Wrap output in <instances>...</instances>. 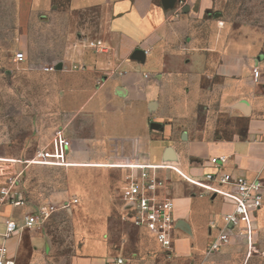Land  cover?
I'll list each match as a JSON object with an SVG mask.
<instances>
[{
	"label": "crops",
	"instance_id": "0c3cea01",
	"mask_svg": "<svg viewBox=\"0 0 264 264\" xmlns=\"http://www.w3.org/2000/svg\"><path fill=\"white\" fill-rule=\"evenodd\" d=\"M178 1L65 0L66 4L59 6L67 52L54 67L55 71L58 67L73 71L77 82L65 90L78 93V103L72 131L64 129L77 151L73 156L71 146L69 161L73 162L53 161L47 167L154 169L166 164L198 179L215 170L213 158L227 157L226 172L264 184V59L259 57L260 47L246 42L241 32L230 30L234 23L224 19L226 7L220 0H188L184 7ZM54 2L35 0L31 11H54L58 8ZM98 43L101 48L91 46ZM256 67L261 69L259 79L253 74ZM230 114L239 116L243 126L227 136L220 132L217 117ZM99 143L104 155L116 157L115 164L89 161L91 155L99 154ZM170 148L174 150L172 159L166 157ZM0 160L18 163L14 158ZM171 178L164 194L174 200L181 227L174 244L178 238L177 245L190 246L189 253L202 250L213 236L210 221L223 214L221 209L227 213L234 206L216 197L199 198L195 193L202 189L181 179L178 182L173 175ZM17 188L11 190L27 204H0L3 228L8 220L23 226L26 214L49 208L32 203L30 198L44 203L54 197L34 190L30 183ZM78 194L84 200L85 213L91 214L94 204L92 218L98 220L93 225L94 238L85 247L92 257L85 261L91 263L109 252L102 236L104 214L112 200L109 193L97 195L95 187L92 194L82 188ZM124 195L123 191L122 215ZM256 221V236L259 231L263 235L264 203ZM203 234L205 242L200 238ZM17 242L13 240L12 246Z\"/></svg>",
	"mask_w": 264,
	"mask_h": 264
},
{
	"label": "rangeland",
	"instance_id": "374dc122",
	"mask_svg": "<svg viewBox=\"0 0 264 264\" xmlns=\"http://www.w3.org/2000/svg\"><path fill=\"white\" fill-rule=\"evenodd\" d=\"M34 2L0 0V158L18 160V163L0 162V186L6 185L17 191V185L30 183L34 190L54 196L44 203L30 198L36 205L49 207L52 215L46 228L23 227L9 241L16 263L105 264L119 255L125 257L129 264H264V234L260 231L255 236L252 250L246 237L236 235L229 245L208 255L210 238L202 250L192 253H189L190 246L177 245L178 238L172 249L166 250L159 246L152 234L125 221L121 214L120 196L128 185L129 177L138 171L143 172L139 169L47 167L25 163L34 160L37 151L47 148L51 143H54L52 155L63 162H73L69 161L71 146L73 156L77 151L70 135L69 139L66 134L70 143L67 148L56 140L58 130L66 128L71 132L74 126L72 115L76 112L78 93L65 91L76 86L73 71L61 69L46 72L48 67L61 63L66 56L65 32L58 10L60 5L66 3L65 0H55L58 8L54 11L34 12L31 11ZM220 2L226 7L222 11L224 19L234 23L230 30L241 32L246 42L258 45L259 57L264 59V0ZM20 52L25 53L27 60L17 64L15 55ZM217 120L220 132L224 131L227 136L232 135L231 131H239L237 127L243 126V121L236 114L218 116ZM199 126L203 127L204 124ZM97 147L99 154L91 155L90 162L116 163V157L102 153V144H97ZM78 151L82 149L78 148ZM125 160L121 162H128ZM144 171L159 175L167 184L172 182V175L174 180L179 182L181 179L188 183L177 174H172L173 170ZM94 187L97 195L109 193L112 203L104 214L106 227L102 236L109 252L90 263L85 261L92 259L86 254L85 247L94 238L93 225L98 220L92 218L94 204L90 207L91 214L84 212V200L78 194V189L92 194ZM199 192L195 193L199 198L210 196L225 201L202 190ZM226 211L221 209L220 212L224 214ZM3 230L0 225V232ZM200 238L206 241L204 234ZM13 240H18L14 246Z\"/></svg>",
	"mask_w": 264,
	"mask_h": 264
},
{
	"label": "built area",
	"instance_id": "2783aa9c",
	"mask_svg": "<svg viewBox=\"0 0 264 264\" xmlns=\"http://www.w3.org/2000/svg\"><path fill=\"white\" fill-rule=\"evenodd\" d=\"M187 1L179 0L178 5L184 7ZM91 46L101 48L100 43ZM25 60V53L16 54V63L21 64ZM46 71H55V67H48ZM253 74L256 79H259L261 76L260 68H254ZM66 138L64 129L57 131L56 140L60 141L65 148L70 146ZM53 144L51 143L47 148L38 150L35 159L25 161V163L48 166L53 161L63 162L52 155ZM227 161V157L213 158L211 162L215 170L208 173L204 178L198 179L185 174L177 167L170 169L166 164L163 168H155L173 170L179 177L193 186L209 194L222 197L233 204L232 211L215 216L209 223V230L213 236L208 246V255L229 245L236 235L246 237L248 246L252 250L257 232L256 218L264 203V184L258 179H250L232 172H226L224 165ZM131 169H139L143 172L133 173L129 177L128 185L124 188L123 218L131 225L151 233L162 248L171 250L175 241V233L180 226L175 217V202L164 194L167 183L157 174L145 173L144 170H150L151 168L138 167ZM3 203L15 207H25L27 204L24 197L20 196L18 192L12 191L8 186L0 190V204ZM51 215L50 208H41L33 213L26 214L23 219V226L15 220L6 221L4 230L0 232V264H17L10 253L9 241L19 233L22 227L43 229L50 220ZM106 264L129 263L125 257L118 255L106 261Z\"/></svg>",
	"mask_w": 264,
	"mask_h": 264
},
{
	"label": "water",
	"instance_id": "95a60500",
	"mask_svg": "<svg viewBox=\"0 0 264 264\" xmlns=\"http://www.w3.org/2000/svg\"><path fill=\"white\" fill-rule=\"evenodd\" d=\"M57 69L60 70L61 68L58 67ZM166 157H167L168 159H172V158H174V150L171 149V148L168 149V151L166 152Z\"/></svg>",
	"mask_w": 264,
	"mask_h": 264
},
{
	"label": "bare ground",
	"instance_id": "6f19581e",
	"mask_svg": "<svg viewBox=\"0 0 264 264\" xmlns=\"http://www.w3.org/2000/svg\"><path fill=\"white\" fill-rule=\"evenodd\" d=\"M0 161L12 162L11 160H0ZM124 167H133V168H134V166H124ZM135 167H136V166H135ZM138 167H139V166H138ZM163 167H165V165L155 166V168H163ZM167 167H170V169H173L174 166L167 165ZM155 168H154V169H155Z\"/></svg>",
	"mask_w": 264,
	"mask_h": 264
}]
</instances>
